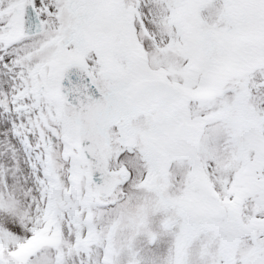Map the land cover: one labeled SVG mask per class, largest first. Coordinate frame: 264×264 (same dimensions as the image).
Instances as JSON below:
<instances>
[{"label": "snow or ice", "instance_id": "obj_1", "mask_svg": "<svg viewBox=\"0 0 264 264\" xmlns=\"http://www.w3.org/2000/svg\"><path fill=\"white\" fill-rule=\"evenodd\" d=\"M0 264H264V0H0Z\"/></svg>", "mask_w": 264, "mask_h": 264}]
</instances>
